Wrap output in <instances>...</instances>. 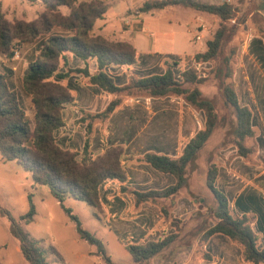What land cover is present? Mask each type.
Returning a JSON list of instances; mask_svg holds the SVG:
<instances>
[{
  "label": "trees",
  "instance_id": "obj_1",
  "mask_svg": "<svg viewBox=\"0 0 264 264\" xmlns=\"http://www.w3.org/2000/svg\"><path fill=\"white\" fill-rule=\"evenodd\" d=\"M26 1L40 2L44 6V11L35 20H8L0 2V56L10 60L14 57L13 50L18 44L30 43L48 35L39 41L36 59L25 67L22 74V90L31 97L35 110L34 121L29 120L19 94L9 85L8 80L13 74V69L3 70L0 67V153L3 160L14 161L28 171L35 185L47 186L59 203H63L67 198H73L92 206L101 215L102 203L99 194L101 184L108 179L121 184L127 180V173L122 164L123 147L111 146L100 156H93L90 151L93 123L97 120H106L122 103L123 96H178L204 115L203 128L187 143L178 158L149 152L137 159L150 164L160 172L172 174L176 179L173 186L162 191L144 193L128 191L134 197L137 206L143 202L158 205L161 213L170 220L173 229L172 233L158 241L125 246L134 263L152 264L153 259L168 250L183 232L185 222L173 216L170 204L184 189H189L190 176L195 172L200 152L210 138L218 130L223 129L225 136H228L230 142L237 147L240 156L246 157L251 152L244 142L247 138L255 136L253 114L247 106L241 105L230 82L231 60L234 55L232 42L239 34L240 26L245 23L249 11L251 13L264 9V0H259L257 5L247 1L249 7L247 12L243 10L245 0H236L237 5L230 2L214 4L200 0H152L144 2L139 8L145 13L179 5L218 18V26L206 41L205 49L194 54L196 63L213 64L211 78L216 84L217 99L203 97L200 87L208 79L201 78L196 67L192 66L182 71L180 79H177L175 69L178 63L173 61H165V72L162 74L130 77L127 84L118 86L104 69L111 64H134L136 50L127 41L111 40L108 36L95 32V22L102 19L110 8L106 1ZM55 27L73 34L53 33ZM257 42L264 55V47ZM70 53L85 62L96 59L97 72L90 74L87 68L60 72L61 61H66ZM71 73H83L91 84L116 96L104 111L83 114L81 120L87 124V136L82 154L61 148L55 137V131L64 124L62 117L64 107L72 104L74 100L69 89L60 83ZM211 161L210 158L205 179L217 206L213 213L214 224L209 226L203 223L195 234H200L202 227H205L200 237L201 242L213 234H223L242 248L246 262L264 264V248H259V236L251 227L253 219L245 214L237 216L229 209L227 198L215 185L218 169ZM188 192L194 204L198 207L205 205L204 199L197 193ZM28 198L29 209L19 219L7 208H0V215L9 220V231L19 242L25 260L29 264H49L45 248L31 238L23 228V224L31 222L36 214L33 194L29 193ZM65 211L74 222L80 238L96 246L98 252L104 255L103 241L85 229L70 208H65ZM51 249L58 253L54 247ZM202 256L209 258L205 253Z\"/></svg>",
  "mask_w": 264,
  "mask_h": 264
},
{
  "label": "crops",
  "instance_id": "obj_2",
  "mask_svg": "<svg viewBox=\"0 0 264 264\" xmlns=\"http://www.w3.org/2000/svg\"><path fill=\"white\" fill-rule=\"evenodd\" d=\"M104 1L110 5V8L102 19L95 22V32L127 41L136 50L134 64H111L105 67V72L114 79L118 86L127 84L130 77L140 78L164 73L165 61L178 63L175 69L177 73L195 64L194 54L196 52L159 54L154 50V33L145 26L144 13L139 10L144 2L152 0H131L129 5L123 6V9L119 4ZM200 1L219 4L225 0ZM178 7L193 11V21L189 31L194 29L196 32L198 17L209 16L179 5L166 8ZM135 11L141 13L139 18L134 16ZM154 11L156 10L149 11V13L154 14ZM53 33L73 34L62 28ZM47 36L40 37L39 41ZM39 41L19 45L23 65L22 70L19 73L15 72V75L19 77L20 82L16 85L14 81L8 80L9 85L25 99L27 106L25 111L31 122L34 121L35 110L31 97L24 95L22 91V74L25 67L36 59L39 51L36 44L38 45ZM205 46L206 43L197 52L203 51ZM261 55L263 62L264 55L263 53ZM12 68L14 71L17 69L16 66ZM86 68L90 74L97 72L96 59L85 62L70 53L66 61H61L59 71ZM60 83L69 89L74 100L72 104L64 107L62 111L64 124L55 131V137L61 148L82 154L87 136V124L81 120L83 114L104 111L116 96L91 84L89 78L83 73H71ZM204 123L205 118L201 112L195 110L182 97L173 95L123 96L122 103L106 120H97L93 123L90 138V151L93 156L102 155L111 146H121L124 149L122 164L127 173V180L123 184L113 180H107L101 184L99 194L102 213L97 216L120 241L145 244L163 239L173 232L170 220L165 218L158 205L143 202L137 206L134 197L128 191L143 193L162 191L173 186L176 179L172 174L160 172L150 164L137 159L149 152L178 158L187 143L203 128ZM222 174V170L219 169L215 185L220 192L230 198L234 194L235 185ZM194 178L193 172L189 179V189H184L181 195L176 200H172L170 204L173 216L185 222L183 232L168 250L153 259L152 264H251L244 260L242 248L223 234H213L206 241L201 242L200 237L205 231V227H202V232L198 234L199 238L193 240L186 238L191 236L194 226H199L194 225L189 219L195 210H201L208 215L210 211L214 213L217 207L215 203L214 207L209 205L198 207L194 204L188 192H196ZM260 193L252 190L245 192L240 189L237 195L230 198L229 203L231 211L237 216L244 214L255 216L251 227L258 234L259 248L262 249L264 248V194ZM212 224H214L213 219L207 225ZM204 253L209 255L208 259L203 258Z\"/></svg>",
  "mask_w": 264,
  "mask_h": 264
},
{
  "label": "rangeland",
  "instance_id": "obj_3",
  "mask_svg": "<svg viewBox=\"0 0 264 264\" xmlns=\"http://www.w3.org/2000/svg\"><path fill=\"white\" fill-rule=\"evenodd\" d=\"M247 1H251L253 5L259 3V0H245L243 10L246 12L249 8ZM0 2L6 18L10 21L35 20L44 11V6L40 2L32 3L26 0H0ZM108 2L119 4L123 9V6L129 5L131 0H108ZM222 2L237 5L236 0ZM192 16L191 9L179 7L156 10L154 14L144 13L145 26L154 33V50L159 54L193 53L200 50L217 28L219 20L213 15L198 17L195 32L194 29L189 31L193 21ZM240 27L239 34L232 42L234 55L231 60L230 82L241 105L247 106L252 111L255 136L247 138L244 142V145L251 149L246 157L239 155L237 147L230 142L231 139L228 136H225L223 129L218 130L201 150L194 172L195 193L204 199L205 205L210 207L215 206L214 197L205 179L210 158L218 171L222 170V176L235 185L231 199L238 194L240 189L245 192L252 190L264 194V61H261L262 52L257 42L259 41L264 47V9L254 10L251 13L249 11L245 23ZM58 29L60 28L55 27L52 32ZM197 34H200L201 41L196 40L195 35ZM109 39L117 38L109 36ZM38 41L39 38L33 42ZM36 47L39 48L37 44ZM18 49L19 57L12 58L11 61L0 56L1 69L9 70L13 69L12 66H16L17 69L13 70V74L9 77V80L14 81L16 85L20 81L15 72L19 73L23 65L20 47ZM212 68L213 64L210 62H205L200 66L199 76L208 79L200 88L203 97L217 99L216 84L211 78ZM19 98L23 108L27 109L26 101L20 93ZM234 173L239 174L243 181L236 179L233 176ZM29 193L33 194L36 214L31 222L23 224V228L31 238L37 240L45 248L49 264H136L125 248L130 244L129 241H120L114 233L107 229L97 217L99 211L73 198H67L63 203H59L51 195L47 186L35 185L28 171L14 161L3 160L0 153V208L9 209L12 215L19 219L29 209ZM225 197L231 210L230 198L226 195ZM65 208H70L73 214L78 216L82 226L103 241L104 255L98 252L96 246L80 238ZM250 218L254 220L255 216L250 215ZM189 219L194 225L208 224L213 219V213L210 211L208 215H205V212L195 210ZM199 226H194V233L191 231V236L186 238L192 240L199 238V235L195 234ZM51 247H54L58 253L54 252ZM0 261L2 264H29L21 253L19 242L9 231V220L1 215Z\"/></svg>",
  "mask_w": 264,
  "mask_h": 264
},
{
  "label": "built area",
  "instance_id": "obj_4",
  "mask_svg": "<svg viewBox=\"0 0 264 264\" xmlns=\"http://www.w3.org/2000/svg\"><path fill=\"white\" fill-rule=\"evenodd\" d=\"M140 14L141 13L139 11H135L134 16H136V18H139ZM197 26H198V24H197ZM197 26H196V29H197ZM195 38H196L197 41H201L202 40L200 34L195 35ZM13 51H14V57H13V59L18 58L19 57V49H18V47H15ZM201 65H202V63H196L195 62L194 67H196V69L199 71ZM176 78L177 79H180V73H176ZM233 176L236 179H239L240 181H243V178L239 174L234 173ZM108 180H110V179H108Z\"/></svg>",
  "mask_w": 264,
  "mask_h": 264
}]
</instances>
